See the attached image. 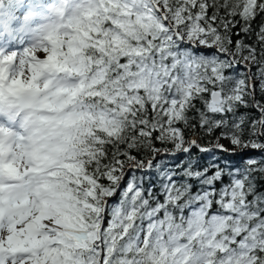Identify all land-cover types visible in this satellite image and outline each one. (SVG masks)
<instances>
[{
	"label": "snow or ice",
	"instance_id": "obj_1",
	"mask_svg": "<svg viewBox=\"0 0 264 264\" xmlns=\"http://www.w3.org/2000/svg\"><path fill=\"white\" fill-rule=\"evenodd\" d=\"M22 14L0 52V264H264V0Z\"/></svg>",
	"mask_w": 264,
	"mask_h": 264
},
{
	"label": "clouds",
	"instance_id": "obj_2",
	"mask_svg": "<svg viewBox=\"0 0 264 264\" xmlns=\"http://www.w3.org/2000/svg\"><path fill=\"white\" fill-rule=\"evenodd\" d=\"M29 0H23V6L20 9V12L22 13V11L24 9H26V7L28 6ZM0 235H2V233H0Z\"/></svg>",
	"mask_w": 264,
	"mask_h": 264
},
{
	"label": "rangeland",
	"instance_id": "obj_3",
	"mask_svg": "<svg viewBox=\"0 0 264 264\" xmlns=\"http://www.w3.org/2000/svg\"><path fill=\"white\" fill-rule=\"evenodd\" d=\"M223 143L227 146V147H231L230 143L228 141H223Z\"/></svg>",
	"mask_w": 264,
	"mask_h": 264
}]
</instances>
